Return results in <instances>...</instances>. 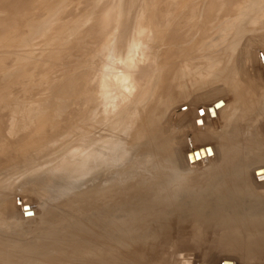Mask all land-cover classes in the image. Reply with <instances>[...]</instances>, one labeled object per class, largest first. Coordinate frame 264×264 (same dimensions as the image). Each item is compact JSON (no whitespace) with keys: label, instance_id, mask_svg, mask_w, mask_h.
<instances>
[{"label":"rangeland","instance_id":"rangeland-1","mask_svg":"<svg viewBox=\"0 0 264 264\" xmlns=\"http://www.w3.org/2000/svg\"><path fill=\"white\" fill-rule=\"evenodd\" d=\"M255 114L264 0H0V264H244L194 240L230 203L264 217ZM112 234L148 247L95 260Z\"/></svg>","mask_w":264,"mask_h":264},{"label":"bare ground","instance_id":"bare-ground-1","mask_svg":"<svg viewBox=\"0 0 264 264\" xmlns=\"http://www.w3.org/2000/svg\"><path fill=\"white\" fill-rule=\"evenodd\" d=\"M125 26V25H124ZM248 82H249V80H248ZM258 82V81H257ZM260 83V82H259ZM257 85V84H256ZM247 86H248V84H247ZM257 87V86H256ZM246 88V87H245ZM248 88V87H247ZM246 88V89H247ZM246 89H245V91H246ZM244 91V92H245ZM243 96V95H242ZM246 96V95H245ZM240 99V98H239ZM218 101H220V100H217V101H215L213 104H212V106L216 103V102H218ZM211 106V107H212ZM223 106V105H222ZM246 106H247V104H246ZM164 107V106H163ZM224 107H226V105L224 106ZM224 107L223 108H218L217 109V112H222V110H224ZM217 108V107H216ZM215 108V109H216ZM156 109H157V107H156ZM155 109V110H156ZM215 109L213 108V110H211L210 112H208L207 111V117L210 119V117H211V115L212 116H217V112L215 111ZM159 110H161L160 108H159ZM206 110V109H205ZM158 111V110H157ZM226 119V118H225ZM228 120V119H227ZM224 121H226V120H224ZM150 134V133H149ZM156 143H158V142H156ZM254 144V143H253ZM252 145V144H251ZM207 147H210V146H204V147H200V148H197V149H192L191 151H189V153H191V156H192V154H194L195 153V159H197V158H200V155H199V150H201V149H203V151H202V155L203 156H205V158L203 159V160H205V159H208V158H210V157H214V151H213V149L215 148H212V147H210L209 148V150H207V151H205L204 149L205 148H207ZM236 147V146H235ZM225 148V147H224ZM237 148V147H236ZM225 149H227V148H225ZM236 150V149H235ZM240 150V149H239ZM216 151V150H215ZM241 151V150H240ZM211 154V155H210ZM224 154H226V152L224 153ZM243 154V153H242ZM235 156V155H234ZM193 158H192V160H194L195 161V159H194V156H192ZM201 159V158H200ZM211 159V158H210ZM228 159V158H227ZM238 159V158H237ZM253 159V160H252ZM211 161V160H210ZM220 161V160H219ZM221 161H223V159H221ZM235 161H237L236 159L234 160V159H232L231 161H230V163L228 164V163H226L227 165H230V167L232 166H236L237 164V162H235ZM247 161V163H249L250 161L251 162H253V161H255V157L253 156H250V155H248L247 157H245L244 159H243V162H246ZM207 162V161H206ZM226 162H228V161H226ZM242 162V163H243ZM196 163V162H195ZM259 165V164H258ZM243 167V166H242ZM236 168V167H235ZM264 176V175H263ZM255 183V182H254ZM257 183V185H256V187H259V188H263L264 187V178H261V180H259L258 182H256ZM132 189V188H131ZM133 192V191H132ZM131 192V193H132ZM226 193V192H225ZM224 193V194H225ZM232 193V192H231ZM223 195V194H222ZM225 196V195H224ZM249 196H250V194H249ZM263 196V195H262ZM252 197H254L253 196V194H252ZM264 198V197H263ZM196 199V198H195ZM244 199H245V196H244ZM254 199V198H253ZM256 200H257V202H258V199L257 198H255ZM254 199V200H255ZM191 200V199H190ZM189 200V201H190ZM185 202H186V199H185ZM100 204L102 203V202H99ZM191 203V202H190ZM256 204H258V203H256V201H255V204L253 203V204H249V206H247V205H243L242 203H230L229 204V207H231V209H230V211L229 212H227V213H218V214H216L217 215V217L215 218V219H210V221H212V222H214V223H217V224H219L220 225V227H223V226H225V225H229L228 227H226V228H223V229H220L219 228V230H216V231H212V232H210V233H207V234H209L211 237H213V238H210L209 240H207V238L206 237H199V239H198V237H197V241H195L194 240V243H200L202 246H204L205 248H206V250L207 251H211V250H213V249H223V250H225L226 252H229L230 254L232 253L233 255H236L237 257H239L240 258V260H242L243 262H244V264H256V263H250L251 262V259H258V257L259 256H263L264 257V254H257L255 251L256 250H262V251H264V217H260V215H259V212H258V207L257 206H255ZM130 205V204H129ZM185 205H187V204H185ZM260 205V204H259ZM263 205V204H262ZM128 206V205H127ZM127 206H122V207H119L120 209H123V210H125V208L124 207H127ZM220 206H226L225 204H220ZM219 206V207H220ZM247 206V207H246ZM189 207H190V205L188 206V207H185L183 210L184 211H186L185 209L187 208V209H189ZM194 207V206H193ZM199 207V206H198ZM247 208H249V209H247ZM181 209V208H180ZM226 209V208H225ZM227 210V209H226ZM262 210V209H261ZM260 210V211H261ZM263 211V210H262ZM126 212H128V210L126 211ZM178 212V211H177ZM108 213V212H107ZM102 214V213H101ZM183 214V213H182ZM227 214V216H224V215H226ZM113 215H115V212H114V210H110L109 211V213H108V217H111V220L112 219H114L113 218ZM220 215V216H219ZM91 217V220H87L86 222L88 223H91V225H89V224H87V226H89V228H90V226H92V227H94V229L96 228V230L98 229V227H96V224H94V222L92 221V216H90ZM116 218V217H115ZM208 220V219H207ZM122 221V222H121ZM121 221H116L117 223H116V226H118V227H128V221H123V220H121ZM162 221V220H161ZM167 221V220H166ZM122 223V224H121ZM162 223V222H161ZM85 224V223H84ZM225 224V225H224ZM122 225V226H121ZM205 225L204 224H202L201 222H199V221H197V225H195V229H194V231H197L198 232V234H197V236L199 235V232L201 231V230H203V229H205ZM93 229V230H94ZM133 229V228H132ZM130 230L131 232L133 231V230ZM135 229V228H134ZM207 229H208V227H207ZM95 230V231H96ZM136 230V229H135ZM130 231H129V234H131L130 233ZM86 232H88V231H86ZM91 234H93L92 232H91ZM96 234H98L97 232L95 233V235ZM99 234H101V233H99ZM117 234V233H116ZM115 234V235H116ZM115 235H106V237L104 238V240L102 241V240H97V243L99 244L100 243V241H102V244L100 243L99 245H101V250L99 251L98 250V252L95 250V249H97V248H93L94 246L93 245H96L97 246V244L96 243H94V240H95V238L96 237H99V236H96L95 238H94V235L93 236H89L90 238H88L87 236L88 235H86L85 236V238L83 237L82 239H79V240H77V244H79L78 242H81V241H85V243L83 242V244H87L86 243V241L89 243V241L91 242L93 239H91L92 237L94 238V240H93V244H89L90 246H91V248H93L94 250H95V252L94 253H90V252H92V250H87L88 248H90L89 246H88V248H87V245H83V246H85L86 248H84V247H81V248H83V249H85V251L87 250L90 254H93V255H95V253H96V255H98L97 257L95 256L94 258H95V260H97V258H98V260H99V258H101L102 260H103V262H109L110 261V259L108 258V256H107V253H108V251H109V253L108 254H110V250H108L109 248H111V252H112V250L114 249V247H113V249H112V247H109L108 248V244H109V246H111L110 245V241L113 239V238H115V239H119L121 236H115ZM117 237H119V238H117ZM157 237H159V236H157ZM86 238H88V239H90V240H87ZM99 238H101V236L99 237ZM109 238V239H108ZM112 238V239H111ZM122 238H126V237H121V239ZM84 239V240H83ZM86 239V240H85ZM97 239V238H96ZM115 239H113L112 240V242L114 241V243H116L115 241ZM120 239V240H121ZM154 239H156V238H154ZM105 240H106V242H105ZM123 240V239H122ZM121 240V241H122ZM76 241V240H75ZM132 241H133V239H132ZM72 242V241H71ZM96 242V241H95ZM110 242V243H109ZM127 242V243H126ZM129 242V243H128ZM108 243V244H107ZM120 243V242H119ZM119 243H116L115 245H119ZM142 243H144V244H142ZM142 243H131V241H129V240H125V242L123 241V243L121 244L120 243V247L121 248H119L118 247V245H117V247L119 248V249H121L120 251H118L119 252V254H122V253H124V255H126V254H129L130 256H132V252L134 251L135 252V249H138V250H140V251H144V249H146L148 246H146L145 245V242H142ZM76 244V243H75ZM81 244V243H80ZM104 244V245H103ZM107 244V245H106ZM111 244H113V243H111ZM65 245V244H64ZM70 244H68L67 245V247L69 246ZM103 245V246H102ZM114 245V244H113ZM146 246V247H143V246ZM73 246V247H72ZM77 246V245H76ZM80 246V245H79ZM81 246H82V244H81ZM106 246V247H105ZM56 247V246H55ZM60 247V246H59ZM63 247V246H62ZM73 250L72 251H75L76 250V248H75V245H71L70 246ZM69 247V248H70ZM98 247V246H97ZM100 247V246H99ZM117 247L115 248V251H116V249H117ZM65 248H66V245H65ZM69 248H66V249H69ZM80 248V247H79ZM90 248V249H91ZM108 248V249H107ZM75 249V250H74ZM78 249V248H77ZM83 249H80V250H77V252H78V254L80 255L81 253H86L85 251H83ZM99 249V248H98ZM106 249V250H105ZM142 249V250H141ZM65 250V249H64ZM82 250V251H81ZM93 250V251H94ZM133 250V251H132ZM70 252H72L71 251V249L69 250ZM79 251H81V252H79ZM115 251H113L114 252V254H111V255H115L116 254V252ZM140 251H137V252H140ZM253 251H254V256H253ZM107 252V253H106ZM65 253V252H64ZM83 253V254H84ZM132 253V254H131ZM73 254V253H72ZM75 254H76V251H75ZM86 254H88V253H86ZM89 254V255H90ZM118 254V255H119ZM136 254V253H135ZM82 255V254H81ZM89 255H87V256H89ZM122 256V258L123 257H125V256ZM134 255V254H133ZM85 256V255H84ZM135 256V255H134ZM253 256V257H252ZM89 257H91V255L89 256ZM93 257V256H92ZM110 257V256H109ZM112 257H114V256H112ZM111 257V258H112ZM127 257V256H126ZM88 258V257H87ZM115 258V257H114ZM113 258V259H114ZM116 258H118V257H116ZM115 258V259H116ZM132 257H130V258H128L129 259V261H130V259H131ZM89 259V258H88ZM108 259H109V261H108ZM114 259V260H115ZM120 260H121V258H119ZM124 259H126V258H124ZM127 259V260H128ZM133 259V258H132ZM90 260H91V258H90ZM102 260L100 261V262H102ZM118 260V259H117ZM134 260H136V259H134ZM122 261V264L123 263H125L123 260H121ZM129 261H128V263H129ZM132 261V260H131ZM256 261V260H255ZM87 261L85 260V263H86ZM92 262V261H91ZM111 262H112V259H111ZM118 262V264H119V262L120 261H117ZM84 263V264H85ZM97 263V262H96ZM96 263H94V261H93V263L92 264H96ZM110 263V262H109ZM132 263V262H131ZM135 264H136V261L134 262ZM134 263H132V264H134ZM88 264H90V263H88ZM97 264H100V263H97ZM110 264H112V263H110ZM114 264V263H113ZM121 264V263H120ZM126 264V263H125ZM130 264V263H129Z\"/></svg>","mask_w":264,"mask_h":264},{"label":"crops","instance_id":"crops-1","mask_svg":"<svg viewBox=\"0 0 264 264\" xmlns=\"http://www.w3.org/2000/svg\"><path fill=\"white\" fill-rule=\"evenodd\" d=\"M257 106V105H256ZM258 108H259V105L257 106ZM256 107V108H257ZM260 113H262V112H260ZM258 115V116H257ZM255 120L257 119L259 122H262V120H263V118H264V114L262 115V114H255Z\"/></svg>","mask_w":264,"mask_h":264},{"label":"water","instance_id":"water-1","mask_svg":"<svg viewBox=\"0 0 264 264\" xmlns=\"http://www.w3.org/2000/svg\"><path fill=\"white\" fill-rule=\"evenodd\" d=\"M217 106H222V104L219 103ZM215 107H216V106H215ZM194 155H195V153H194Z\"/></svg>","mask_w":264,"mask_h":264}]
</instances>
